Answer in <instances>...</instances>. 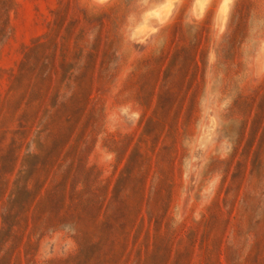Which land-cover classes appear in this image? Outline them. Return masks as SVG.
Returning a JSON list of instances; mask_svg holds the SVG:
<instances>
[{
	"label": "rangeland",
	"instance_id": "obj_1",
	"mask_svg": "<svg viewBox=\"0 0 264 264\" xmlns=\"http://www.w3.org/2000/svg\"><path fill=\"white\" fill-rule=\"evenodd\" d=\"M0 264H264V0H0Z\"/></svg>",
	"mask_w": 264,
	"mask_h": 264
}]
</instances>
